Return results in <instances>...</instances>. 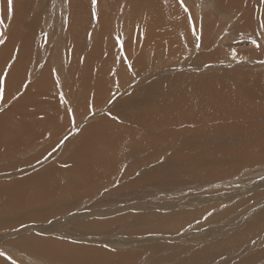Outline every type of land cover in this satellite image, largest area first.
I'll return each instance as SVG.
<instances>
[{
  "label": "bare ground",
  "instance_id": "bare-ground-1",
  "mask_svg": "<svg viewBox=\"0 0 264 264\" xmlns=\"http://www.w3.org/2000/svg\"><path fill=\"white\" fill-rule=\"evenodd\" d=\"M235 5L237 8L241 10L243 9L245 11L248 10V7L243 5L242 0L239 2V4H237L236 2ZM154 6L148 5L147 2H143L142 0H134L133 1L134 9L132 10L128 9L127 18L132 16V14H136L139 17L141 11H148V10L153 11V13L148 12L149 15H146L145 12L144 13L142 12L145 15L141 16L140 14V18L143 19L145 17H148L149 19H147V23L148 20H152L150 22H152V25L154 27L153 29H156L155 31L157 34H158V28L162 26L164 23L168 24V26L174 25L173 22L177 19L178 16H174L175 14L173 15V13L170 14L168 12H165L166 7H161V5L160 7H157V5L155 7ZM108 14H110V12ZM133 16L135 17V15ZM173 17L176 19L174 20ZM211 17L212 16H210V18ZM143 20L142 21L145 24L146 19ZM208 20L209 18L207 17V21ZM251 20L252 18H249V21ZM75 23H77L76 20ZM120 24L121 23H119V26ZM80 28L82 30V27ZM85 28H87V26H85ZM175 29L177 30V27ZM204 31L207 32L206 29H204ZM246 32L248 37L253 42L255 39V32L253 34L252 32L250 33L248 28H246ZM86 33H88V31ZM240 34H242V32ZM100 35H103V33H101ZM244 35H246V33H244ZM148 36L151 37L152 34L148 33L147 37ZM164 36L165 38L168 39L167 41H169L171 48H173L176 42L175 37L174 36H173L174 38L171 37V33L169 31H166L164 33ZM150 37H148V41H150L149 40ZM181 37L184 38L183 36ZM154 38L160 43L163 41L162 38H156L155 35ZM260 38L262 37L260 36L258 40ZM262 40L264 39L262 38ZM182 42L184 41L182 40ZM95 45H97V48L95 49L93 48L95 52L92 53V57L98 55V48L100 46L101 48H103V38L99 39L97 43L94 44V46ZM161 45L162 44H160V46L158 45L159 49L162 47ZM7 46H5L3 50L7 54L6 56L10 58L11 57L10 55H13L14 51H16L14 49L16 46L13 47L12 44L9 45L8 47ZM159 49H155V50H159ZM163 50L158 51L159 56ZM17 51L19 50L17 49ZM5 53L1 54L0 67L1 65L3 66L7 65L6 62L4 61L5 59L6 61L8 60V57L5 56ZM18 58L19 59L17 61V66L19 64L22 66L25 59L21 56H19ZM89 59L90 60H86L85 65L83 64L84 67L82 68V70L79 64L78 72L81 70L87 74V77L91 79V82L88 83L90 94L95 95L96 97L100 98L103 101L108 94L107 92L109 88L107 87L110 88L115 87L112 84V82L113 83L115 82L110 80L109 78L112 73L108 71V70L111 71L114 68L113 67L107 68L105 62L104 63L102 62V64L99 65L93 61L94 58L89 57ZM38 62L40 64L41 61ZM50 62L52 65L51 59ZM201 62H203V60H201ZM93 63H96V67H97L96 70L92 68ZM196 63L197 61L194 62L193 64L196 65ZM196 67H198V65ZM51 68L50 69L48 68L49 70L44 69L45 71L48 72H45L46 75L44 76L42 75L43 79L41 80L42 82L40 83L42 85L39 87L37 93L34 92L33 94H27L28 98H26L25 101L20 102L18 108L12 110L9 115L0 114V160H2L1 163H4V160H9L11 161L12 164V166L6 165L5 167H3L4 165H2L3 169L0 170V172L5 173L2 174L3 175L2 177L10 176V178L6 180L5 178L4 180L0 179V223H4V224H0V230L12 228V227L17 228L16 225H19V227L21 226V228H19L18 230L12 233L13 235L11 241H8L9 245H11L13 248H15L20 252L23 251L29 253L33 256L39 257L42 260H46L51 263L136 264V262L132 263L133 261L131 260L138 257L139 251L137 250V248L136 250L138 252H136V250H133L135 252L131 253L123 250L110 249L109 247L107 248L103 245H99L100 243L99 241L97 242L98 244L92 243V241H88L87 243L83 241L82 243H78V244L77 242L70 243L66 241H61L59 238H56L53 235L55 233H52L53 231L60 232L61 230L62 231L64 230L66 225L65 227H63L64 225L60 221H55V223L54 222L49 223L48 224L49 227H46L44 225L33 226L30 225L31 223L29 222H33V223H38L43 221L48 222L52 218L55 219L62 217L63 213L64 215L66 214L64 212V207H67V205L70 203L66 202L67 205H62V203L58 205L56 204L55 201H58L60 199L66 200V198H69L67 200H73L78 198L77 196H79L80 199H84L87 196L90 197L99 188H100L99 191L102 189L104 190L105 189L104 185L115 183L118 181H121V185L119 188L122 193L126 192V190L128 189H130V191L128 192L132 193L141 187L142 189H144V191L143 190L140 191L141 192L143 191L145 195L143 194L142 195L146 197L149 196V194L151 193H155V195H158L157 193L161 191L163 192V191L171 190L176 186L181 185L183 181L187 182L189 180L199 184L205 181H212V179H214L215 182H217L218 180L216 181L215 178L219 177V180L224 179L225 177L238 171L240 168L242 169L248 168L250 164L254 163L253 164L254 166H259L264 164L261 163L264 162V74L250 73L248 71H243V72L224 71L223 73L214 72V73H208L207 75H204L205 73L199 74V71L196 72L195 75L193 73L186 74L185 72L182 74H178V76H176L177 79L181 78L180 80H185L184 84H186L187 86L186 88H184L181 85V88H177L175 86L173 87V84H170L169 82V84L172 85L171 86L172 88L169 87L170 89L165 92L166 102H167L165 103V105L161 103L157 104L156 101L160 100L161 94L153 95L155 92L153 93V91L151 90L152 88L155 89L158 83L161 84V82L160 81L158 82L157 81L158 79H156V82L155 81L152 82V84L147 87L150 93L147 101V104L149 105L148 113L138 118H135V116L137 115L138 107L145 100V98L143 97V94L147 92L145 88H143L144 90L139 89L138 90L139 95H137L135 98H133V96L132 97L129 96L127 99L123 100L122 111L118 110L115 107L114 101H113L114 105H109L108 107L106 103L108 101L107 99L109 98L107 97V99L104 102H102L99 106V108L102 105L108 107V109L105 110L108 113L103 115V116L106 115L107 116L104 117L103 120H101L100 122H95V123L91 122L89 125L86 126H81V121H79V123H76L77 125L74 127L75 131L73 133L75 137L72 139L69 145L63 142L61 146L58 147L59 143L61 142L60 139L61 136H55L52 137L51 144L45 143V145H47L45 151H40L39 154L38 153L33 154V156L31 155L29 157L19 156L20 155L19 152L21 149L26 147H31L34 143L45 139L51 133L58 132L59 129L62 130L65 129L68 122L73 120L72 113L69 112L70 111L69 109L71 107H69L68 103L74 106L75 104L74 101L77 98L74 97L76 94L75 93L72 94L74 96L70 98V101H68L69 97H66V95H65V99L61 95H59L58 98L53 97L54 92L51 93V91H54L56 89V84L51 81L53 79L52 73L55 68L53 70ZM236 70L240 71V69H236ZM187 76L191 78L186 79ZM15 78L16 77L13 73H11V75L6 78L7 88H9L12 83H14ZM79 80L80 79H77L76 81V87L78 86L80 87L85 84L84 80L83 81H79ZM59 83L61 84V82ZM59 83L57 84L59 85ZM136 91L133 92L132 94L136 93ZM32 104L34 105V107L35 106L38 107L37 108L38 111L33 112L31 110ZM28 107L30 109H28ZM100 109H102V107ZM117 114H119V116ZM112 116H115L116 118L123 117L121 123L119 124L120 128H115L114 132L111 130V128L113 123L116 121H110ZM92 117L98 118L99 116L95 115ZM140 118H143L145 120L141 121ZM161 126H165L163 131L160 128ZM70 131L71 129L67 131L68 134ZM141 131H143L144 133H142ZM242 140L246 142V146L238 145ZM189 142H191V144L186 145L183 150V146L181 145ZM180 146L182 147V151L180 152L174 151V153L171 154L172 152L170 153L167 150L169 147L181 148ZM70 147H71V152L68 153ZM183 151L186 152L184 153ZM187 151H192V153L195 154L196 157L194 160H192L188 156L189 154H191V152H189V154L186 155V153H188ZM46 156L53 158L51 159V162L42 159L45 158ZM55 156H57L56 159H54ZM17 157H19L21 160L24 159L25 161L23 160L20 161ZM131 158H133V161H131ZM159 160L163 161L161 165H158ZM163 165L165 166L164 169H162ZM28 166L37 167V169L32 173H28L27 175L19 177L18 174H20L21 172H27L25 167ZM154 166L157 169L156 168L153 169L152 167ZM183 172L187 174L186 177L187 179L178 180V178H181V175H183ZM167 181H170L172 183L168 184ZM168 185H173V186L168 187ZM144 186L151 188L153 192L147 194L146 188ZM163 186H165V188ZM157 188L159 189L157 190ZM113 191L114 193L119 192L117 191V187ZM74 193L77 196H74L73 195ZM68 195L70 197L71 196L74 197L70 198L68 197ZM203 195L205 194H202V196ZM260 195L261 192L259 190L258 193L255 194L253 198L249 197L245 200H242V202L252 200L254 198L259 197ZM141 199L143 198L135 199L136 207L139 206L140 203L142 202ZM263 200H264V195H263ZM74 201H72V203ZM85 201H83V203H85ZM227 201L229 202L230 200L227 199ZM210 202L212 203L213 201ZM77 203L78 202H76L75 204ZM98 204L100 203L98 202ZM132 204L134 205V203ZM38 205H40L39 213L38 214L36 212L30 213L29 209L30 208L32 209L33 207H36ZM72 205L74 206V204ZM69 206H71V204ZM200 206L202 207L201 204ZM219 206L220 204L218 205V207ZM230 206L232 207V205ZM75 208L77 209V211L75 210L76 213L81 211L80 210L81 208L78 207ZM127 208H131V207H127ZM154 208L159 210L164 209L162 208V206L160 208L159 205H155ZM168 208L170 209L171 207L168 206L166 208L169 211ZM219 209L221 208H218L217 210ZM231 209H236V208L232 207ZM23 210L24 212L22 213V216H24L23 218L25 220L23 219V221L19 220L21 222L19 221L15 222V216L18 215ZM114 210L115 211H113V213L117 211L118 213H121L123 208L119 209L118 207ZM103 212H105V209H101L100 211L94 210L92 212H80L79 213L80 217L78 219L82 220L83 216H95V215L98 216L99 214L101 215ZM140 213H141L140 211L139 213L137 212L136 214L121 213L118 216H113V217L111 216L107 217L108 215H112L109 213H106L104 215L107 217L106 218L107 220L114 217H119V219L123 220L125 219V217L122 216H126V215L127 217H129V215H134L133 219H140L141 217H143L141 214L144 215V211L141 214ZM201 213L199 209L197 210L195 209L193 211H191V209L187 211L186 210L184 211L182 209L170 210V216L172 215V217H170L169 219L167 217L166 219L165 218L161 219L159 217L165 215L155 214V216L160 215L157 219L158 221L150 222V223L156 226V230H150V231L153 233L159 231L164 233L163 229L164 228L167 229L168 225H173V226H178L179 224L181 225L182 221L185 220L190 221L191 219L197 218L198 214L200 216ZM220 213L221 210L217 218L220 216ZM238 215H239V211L237 210L236 212L232 213V217L225 216L222 219L225 225H223L220 228L212 227L213 232L217 231L215 235L224 236L221 237L220 241L215 245H211L208 248H202V249L197 247L201 249L200 253L191 256L184 255L185 257L183 258L179 257L181 255L179 251L178 252L175 251L174 253H171L172 255L169 253L171 255L169 258L168 257L166 258L167 253H164L166 255L165 259H159V261L170 262L173 261V259L174 260L179 259V262L177 264H182L183 260H186L185 262L186 264H201L203 260H208V259L213 260L214 262L216 261V259L219 260L218 262L221 261L227 262V260H232L233 258H235V261L237 260L236 264H264L263 260H261V248L264 246V205L255 209L251 213L250 217L241 215L243 218V222L241 223L235 221L239 217ZM94 219L104 220L96 217ZM109 223H110L109 221L108 222L89 221L88 224H90L91 227H93L92 229L98 228L99 230V229H104L103 227L109 225ZM140 224H142V222ZM32 226L35 229L39 230L38 233H36L35 230L34 232L27 233L29 229H34ZM135 227H138V225L137 226L135 225ZM23 230H26V232ZM176 230L177 229H175V231ZM18 231H22V232L18 233ZM131 232L133 234L143 233L142 231L140 232L139 229L133 230ZM74 233L76 234V232ZM258 235H260V237L254 239ZM65 236L66 233L62 235V237ZM150 236L151 235H149L148 237ZM1 238H6V237H2L0 235V239ZM188 239H192V238H188ZM158 241L159 240H157V242ZM191 241L193 242L194 239H192ZM111 245L117 246L115 243H111ZM175 245L176 244L174 243V246ZM135 247H137V245ZM157 247L159 251L160 250L162 251L165 246L160 244ZM123 248L126 247L123 246ZM154 248L157 249L156 247H151V248L149 247L148 250L154 251ZM144 249H145V244H144ZM169 250L172 251L173 247H169ZM2 252L3 251H0V264H21L17 262L15 259H13L10 253L9 256ZM146 252L145 255L147 254ZM230 254H233V256H231ZM162 255L160 256L162 257ZM157 256L159 257V255ZM140 258L142 259V261L140 262H144V263L146 262L143 261V259L146 257L142 258L141 256ZM147 261H149V259ZM155 261H153V263L151 264H156L154 263ZM146 264H148V262H146Z\"/></svg>",
  "mask_w": 264,
  "mask_h": 264
},
{
  "label": "rangeland",
  "instance_id": "rangeland-1",
  "mask_svg": "<svg viewBox=\"0 0 264 264\" xmlns=\"http://www.w3.org/2000/svg\"><path fill=\"white\" fill-rule=\"evenodd\" d=\"M133 1L134 0H96V3L93 4L92 0H13V11L9 12L7 7V0H0V19H3V23L0 24V32L4 33L3 35L4 37H0V39L3 40V43H0V52L2 50V52L0 53V57L2 53H5V51L3 50L5 46L7 45L9 46L11 44L13 45V47L16 46L14 48L16 51H14L13 55H10L11 56L10 58L6 56L7 54L5 53V56L8 57V60L10 61L8 60L6 61L5 59L4 61L6 62L7 65L4 66L1 65L0 67L1 70L0 81L3 82V86H4V95L3 98L0 99V114L9 115L12 110L18 108L20 102H23L25 101L26 98H28L27 94H33L34 92L37 93L39 87L42 85L40 84L42 82L41 80L43 79V76L46 75L45 72H48L45 70L46 69L49 70L51 67L55 68V69L51 68L52 70L54 69L52 73L53 79L51 82L56 84V89L54 91H51V93L54 92L53 97L58 98V96L61 95L65 99V95H66V97H69L68 101H70V98L74 96L72 95L74 93L76 94L74 97H77L76 100L74 101L75 103L74 106L68 103L69 107H71L69 109L70 110L69 112L72 113L73 120L68 122L65 129L63 130L59 129L58 132L51 133L48 137H46L45 139L39 142L34 143L31 147H26L21 149L19 152L20 154L19 156L29 157L31 155L33 156V154H37V153L39 154L40 151H45L47 147L45 143L51 144L52 137L55 136H61L60 137L61 142L59 143L58 147H60L63 142L69 145V143H71L72 139L75 137L73 133L75 131L74 127L77 125L76 123H79V121H81V126H86L89 125L91 122L93 123L100 122L101 120H103L104 117L107 116V115L103 116L106 113H108L105 110L108 109L109 105H114V102H115V107L118 110L122 111L123 110L122 101L127 99L129 96L131 97L133 96V98H135L137 95H139L138 90L143 88H145V90L147 91L144 94L142 93L145 100L138 107L137 115L135 116V118L146 115L148 113V106H149L147 104V101L150 94L147 87L150 86L152 82L154 81L156 82V79H158L157 81L158 82L160 81L161 84L158 83L156 85L155 89L157 90H155L154 88H152L151 90L153 91V93L155 92L153 95L161 94L159 100L160 102L157 100L156 101L157 104L161 103L165 105V103H167L165 92L170 89L169 87L172 86L170 84H173V87L175 86L177 88H181L182 85V87L186 88L187 85L184 84L185 80H180L181 78L177 79L176 77L178 76V74H182L184 72L186 74L193 73L194 75L198 71L199 74L205 73L204 75L214 72L223 73L224 71L227 72L248 71L250 73L264 74V40H262V38L264 39V30L261 31L257 23V21L260 20L262 17V10L258 6V0H242L243 5L248 7L247 11H245L244 9L241 10L236 7L235 3L237 2V4H239L241 0H183L184 4L188 7L189 12L191 13V18H192L191 22L188 19V14H186L184 12L183 7H181L180 0H156V1L142 0L143 2H147L148 5H153V6L157 5V7H160L161 5V7H166L165 12H168L170 14L173 13V15L175 14L174 16H178L177 19L173 17L174 20L176 19L173 22L174 25L168 26V24L164 23L162 26H160L158 28V34L155 31L156 29H153L154 27L152 25V22H150L152 20H148L147 23V19L149 18L142 17L143 19H146L145 20L146 22L144 24L143 23L144 20L140 18V14L141 16H143L145 15L143 14L145 12L146 15H149V13H153V11H149V10L141 11L139 17L136 14H132V16L127 18L128 9L129 10L134 9ZM157 3L160 4L158 5ZM109 12L110 14H108ZM113 12H115L116 14ZM133 15H135V17ZM109 16L112 18H110ZM210 16L212 17L210 18ZM207 17L209 18L208 21H207ZM249 18H252V20L249 21ZM75 20L77 23H75ZM131 20L132 21L134 20L133 21L134 24ZM126 21L128 22V24ZM119 23H121L120 26ZM85 26H87V28H85ZM80 27H82V30ZM174 27L175 28L177 27V30ZM169 28H171L172 30ZM246 28H248L250 33L252 32V34L255 32L254 40L256 41V44L260 45L259 47H257L256 44H254L251 41V39L248 37ZM204 29H206L207 32H205ZM87 31L88 33H86ZM166 31H169L171 33V37L173 36L175 37L176 42L173 48H171L169 41H167L168 39L165 38L164 36V33ZM241 32L242 34H240ZM101 33H103V35H100ZM148 33H151L153 36V37L148 36L150 37L149 40L151 42L148 41V37H147ZM244 33H246V35H244ZM154 35L156 38H162L163 41L160 43L154 38ZM181 36H183L184 38H182ZM260 36L262 38L258 40ZM102 38H103V48H101L100 46L98 48V55L92 57V53L95 52L94 49L97 48V45L94 46V44H96L97 41ZM182 40L184 42H182ZM15 43L16 44L19 43V44L16 45ZM159 43L162 44L161 45L163 47V48L161 47L162 49L161 48L159 49L160 46ZM154 46L155 49H159V50L164 49L162 51L163 54L160 53L159 56L158 55L159 50H155ZM164 46L167 48H165ZM17 49L19 51H17ZM212 53H214L215 55ZM19 56L25 59L22 66L20 64L17 66V61L19 59L18 58ZM89 57L94 58L93 61L99 65H101L102 62L103 63L105 62L107 68H111V67L114 68L111 71L108 70L110 73L113 74V75L111 74L113 77L110 75L109 77L110 80L115 82L113 83L111 81L115 87H111V88L107 87L109 88L107 92L108 93L107 97L109 99L105 97V99L102 101L100 98L96 97L95 95L90 94L88 83L91 82V79L87 77L86 73L81 71L85 65L86 60H90ZM50 59L52 60V65ZM200 59L203 60V62H201ZM38 61H41L40 64ZM196 61H197L196 65L193 64ZM96 63H93V67H92L95 70L97 69ZM32 64L35 66H33ZM79 64L81 67V70L79 71L80 73L78 72ZM197 65L198 67H196ZM236 69H240V71ZM11 73H13L16 78L14 80V83H12L9 88H7L6 78L9 77ZM190 78L191 77L188 76L186 77V79H190ZM77 79H80L79 81L84 80L85 84L80 87L79 86L76 87ZM59 82H61V84ZM57 83H59V85ZM135 91L136 93L132 94ZM106 99L108 100L106 103L108 107L102 105L101 106L102 109H100L101 108V107L99 108L100 104L104 102ZM109 102H111L112 104ZM31 108L33 112L38 111L37 110L38 107L37 106L34 107L33 104ZM28 109L30 108L28 107ZM94 114L99 117L93 118L92 116H95ZM117 115L119 116V114ZM122 119L123 117L121 118H116L115 116L111 117L110 121H116L113 123L111 128L113 132L115 128H120L119 124L121 123ZM140 120L143 121L145 119L140 118ZM160 128L163 131L165 126H161ZM70 129L71 131L68 134L67 131H69ZM141 132L144 133L143 131ZM188 144H191V142L181 145L183 146V150L184 147ZM238 145L246 146V142L242 140ZM167 150L170 153L172 152L171 154H173L174 151L175 152L182 151V147L181 148L169 147ZM70 152H71V147L69 148L68 153ZM183 152L185 153L186 151ZM187 152L188 153H186V155H188L189 152H191V154H189L188 156L192 160H194L196 157L195 154H193L192 151H187ZM56 157L57 156H55L54 159H56ZM17 158L20 161L22 160L25 161L24 159L21 160L19 157ZM42 159L51 162V159L53 158L46 156L45 158ZM131 161H133V158H131ZM159 161H158V165H161L163 161L162 160ZM1 162L2 160H0V166H1L0 170L3 169L2 165H4L3 167H5L6 165L12 166L11 161L9 160H4L5 164ZM253 164H250V166H248V168L246 169L240 168L238 171L232 173L231 175L225 177L224 179L219 180V177L215 178L216 181L218 180L217 182H215L214 179H212V181H205L199 184L189 180L187 182L183 181L181 185H178L171 190H167L163 192L161 191L157 193L160 197L158 195H155V193H151L153 192V190L145 186L144 187L146 188L147 194L151 193L149 194V196L146 197L143 196L145 195L143 192L144 189H142L140 186H138L140 188H138L136 191L132 193L128 192L130 191V189L126 190L127 193L126 192L122 193L119 188L121 185V181L106 184L104 185L105 186L104 190L101 188L102 190L99 191L100 189L99 188L90 197L87 196L84 199H80V197L74 193L73 195L77 196L78 198L73 200H67L69 198H66V200L60 199L58 201H55L56 204L58 205L61 203L62 205H67L66 202L71 204V206H69L70 204H68L67 207H64V212L66 214L64 215L63 213L62 217L55 219L52 218L48 222H44V221L38 222L39 224L33 222H29V223H31L30 225L33 226L44 225L46 227H49L48 226L49 223L51 222L55 223V221H60L61 223H63L64 225L63 227H65L66 225L65 227L66 229L64 228V230L63 231L61 230L60 232L53 231L52 233H55L53 235L56 238H59L61 241H66L70 243L77 242V244L82 243L83 241L85 243H87L88 241H92V243L98 244L97 242L99 241L100 242L99 245H103L107 248L109 247L110 249L123 250L131 253L135 252L133 250H136L137 248V250L139 251L138 252L136 250V252H138V257L131 260L133 261L132 263L135 262L136 264L144 263V262H140L142 261V259L140 258L142 256V258L146 257L147 260L149 259V261H147L146 258H144L145 260L143 259V261L148 262V264L153 263L155 259L156 261L154 263L156 264H177L179 262V259L177 260L173 259V261L170 262L159 261V259H165L166 255L164 253H167L166 258L167 257L169 258L172 255L171 253H174L175 251L176 252L179 251V253H181L182 256L181 255L179 256L181 258L185 257L184 255L191 256L200 253L201 252L200 250L202 248H208L211 245H215L220 241L221 237H224L223 235L221 236L215 235L217 231L213 232L212 227L220 228L223 225H225L222 220L225 216L232 217V213L238 210L239 217L235 221L241 223L243 222V218L241 215L250 217L251 213L255 209L264 205V200H263L264 164L259 166H254ZM155 166L152 168L155 169L156 168ZM164 168L165 166L163 165L162 169ZM25 169L27 170V172H21L20 174H18L19 177L36 171L37 167L28 166L25 167ZM2 174L5 173L0 172L1 180H4V178L5 180L10 178V176L2 177L3 176ZM183 175H181V178H178V180L187 179L186 178L187 174L185 172H183ZM167 182L168 184L172 183L170 181ZM115 186L117 187V191H119L117 193L116 192L114 193L113 191L116 189ZM171 186L173 185H168V187ZM163 187L165 188V186ZM158 189L159 188H157V190ZM140 190L143 191L141 192ZM259 190L261 192V195L259 197L246 202H242V200H245L249 197L253 198L255 194L258 193ZM202 194L205 195L202 196ZM68 197L70 196L68 195ZM139 198H143V199H141L142 202L140 203V205L136 207L135 199H139ZM227 199L230 201L228 202ZM209 200L213 202L211 203ZM72 201L74 202L72 203ZM83 201H85V203H83ZM76 202L78 203L75 204ZM98 202L100 204H98ZM132 203H134V205ZM72 204H74L75 207L81 208L80 209L81 211L76 213L75 210L77 211V209ZM200 204L202 205V207L200 206ZM219 204L220 206L218 207ZM155 205H159L160 208L162 206V208L164 209L163 210L156 209L154 208ZM230 205H232V207H235L237 210L231 209L232 207ZM168 206L171 207L170 209L168 208L169 211L166 209ZM118 207L119 209L123 208L121 212L122 214L125 213L136 214L137 212L139 213V211L141 213L144 211V215L140 213L143 216L140 219H133L134 215H129V217H127L126 215V216H122L125 217V219L123 220L119 219V217H114L107 220L106 219L107 217L118 216L119 214H121L118 213V211L113 213V211H115L114 209ZM127 207H131V208H127ZM218 208L221 209L217 210ZM32 209L31 208L29 209L30 213L36 212L38 214L40 211V205L33 207ZM101 209H105V212H103L101 215L99 214L98 216L97 215L83 216L82 220L78 219L80 217L79 216L80 212H92L94 210L100 211ZM177 209H182L184 211L185 210L187 211L189 209H191V211L195 209L196 210L199 209L200 213L201 212L202 213L200 214V216L198 214L197 218L191 219L190 221L188 220L182 221L181 225L180 224L178 226L168 225L167 229L166 228L163 229L164 233L161 231L156 233L150 231V230H156V226L150 223V222L158 221L157 219L160 215L155 216V214L165 215V216H160L159 218L161 219L163 218L166 219V217L169 219L170 217H172V215L170 216V210H177ZM220 210H221L220 216L217 218ZM155 211H157L158 213ZM23 212L24 210L15 216V222L19 220L23 221L24 219L23 218L24 216H22ZM106 213L112 215H108L106 217L104 215ZM93 217L104 220H96ZM89 221L90 222L109 221L110 223L109 225L104 226L103 227L104 229L98 230V228H94L95 229L94 230L92 229L93 227H91V225L88 224ZM141 222L142 224H140ZM0 224H4V223H0ZM135 225L136 226L138 225L139 228L135 227ZM16 226L17 228L12 227L8 229L0 230V235L2 237H6L0 239L1 241H4V242L0 241V251H3L2 253H5L7 255H9L10 253L11 257L21 264L22 263L23 264H61V263H51L49 261L42 260L39 257L33 256L29 253L23 251L20 252L15 248H13L11 245H9L8 241H11L13 235L12 233L18 230L19 228H21V226L19 227V225ZM138 229L140 230V232L142 231L143 233L133 234L131 232L133 230H138ZM175 229L177 230L175 231ZM34 230L36 233H38L39 231L34 228V229H29L27 233L34 232ZM23 231L26 232V230ZM19 232L21 233L22 231H18V233ZM74 232H76L77 235ZM65 233L66 236L62 237V235H64ZM149 235L151 236L148 237ZM259 237L260 235L256 236L254 239H257ZM186 238L188 242L186 241ZM188 238H192L194 239V241L192 242L191 241L192 239H188ZM156 239L159 241L157 242ZM155 240L158 244L155 242ZM195 240L197 243L195 242ZM111 243H115L117 246H112ZM174 243L176 244L175 246ZM144 244H145V249H144ZM160 244L165 246L164 247L165 249L163 248L162 251L161 250L159 251L157 247ZM136 245L137 247H135ZM123 246L126 248H123ZM149 247L150 248L156 247L157 249L154 248V251H150L148 250ZM169 247H173V250L172 251L169 250ZM179 249L182 251H180ZM145 252L147 253L146 255ZM157 255H159V257ZM160 255H162V257ZM230 255L233 256V254ZM261 260H263L264 263V246L261 248ZM218 261L219 260L217 259L215 262L213 260L208 259V260H203L201 264H225L228 262H229L228 264H232V263L236 264L237 260L235 261V258H233L232 260H227V262L225 261L218 262ZM146 262L144 264H146ZM185 262L186 260H183L182 264H186Z\"/></svg>",
  "mask_w": 264,
  "mask_h": 264
},
{
  "label": "snow or ice",
  "instance_id": "snow-or-ice-1",
  "mask_svg": "<svg viewBox=\"0 0 264 264\" xmlns=\"http://www.w3.org/2000/svg\"><path fill=\"white\" fill-rule=\"evenodd\" d=\"M93 4L96 3V0H92ZM181 3V7H183L184 12L186 14H188V19L191 22V13L189 12L188 7L184 4L183 0H180ZM258 6L261 8L262 10V17L260 20L257 21L258 26L260 27L261 30H264V0H258ZM7 7H8V11L12 12L13 11V0H7ZM3 23V19H0V24ZM4 33L0 32V37H3ZM0 43H3V40L0 39ZM254 44H256V41H253ZM257 47H259V44L256 45ZM4 95V86H3V82L0 81V99L3 98Z\"/></svg>",
  "mask_w": 264,
  "mask_h": 264
}]
</instances>
